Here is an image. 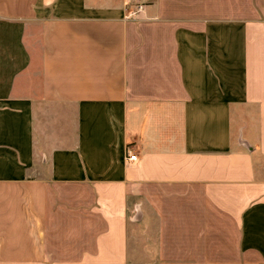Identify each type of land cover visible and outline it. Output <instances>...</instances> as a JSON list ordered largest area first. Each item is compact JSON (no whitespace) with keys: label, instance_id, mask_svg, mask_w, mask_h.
Masks as SVG:
<instances>
[{"label":"crops","instance_id":"1","mask_svg":"<svg viewBox=\"0 0 264 264\" xmlns=\"http://www.w3.org/2000/svg\"><path fill=\"white\" fill-rule=\"evenodd\" d=\"M0 264H264V0H0Z\"/></svg>","mask_w":264,"mask_h":264},{"label":"built area","instance_id":"2","mask_svg":"<svg viewBox=\"0 0 264 264\" xmlns=\"http://www.w3.org/2000/svg\"><path fill=\"white\" fill-rule=\"evenodd\" d=\"M140 9H141V6H138L136 10H140ZM132 14H134V13H132ZM131 15H129V16H131ZM136 157H137V155L135 153H129L128 154V158L131 159V160H135Z\"/></svg>","mask_w":264,"mask_h":264}]
</instances>
